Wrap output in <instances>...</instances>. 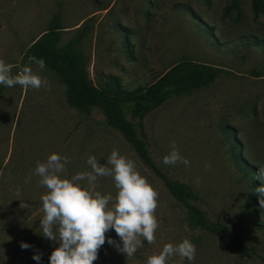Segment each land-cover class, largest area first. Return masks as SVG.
Segmentation results:
<instances>
[{
    "label": "rangeland",
    "instance_id": "1",
    "mask_svg": "<svg viewBox=\"0 0 264 264\" xmlns=\"http://www.w3.org/2000/svg\"><path fill=\"white\" fill-rule=\"evenodd\" d=\"M229 4L230 0H0V59L13 66V75L30 66L51 84V91L0 85V264H49L59 247L40 234V197L46 189L33 174L37 161L53 153L68 156L71 162L64 175L70 178L89 170V156L106 164L114 149L133 160L159 193V228L156 243L145 241L133 257L120 251L122 242L109 230L93 264H145L165 244L177 245L185 238L197 252L194 261L183 264H264V208L250 197L255 183L261 185L255 174L264 166V18L253 17L248 0L236 9H228ZM56 25L59 46L74 43L96 87L116 77L127 90L146 88L183 61L221 70L213 83L169 99L143 124L160 170L192 186L208 218L224 225L229 237L248 244L256 253L253 260L231 253L215 236L189 230L182 205L104 117L70 106L54 72L23 62L26 50ZM172 141L190 166L162 163ZM240 159L250 167V176L238 165ZM206 162L211 165L207 171ZM96 190L116 192L110 178H99ZM21 242L31 247L22 249ZM38 253L39 262L32 258ZM179 259L171 257L168 264H179Z\"/></svg>",
    "mask_w": 264,
    "mask_h": 264
},
{
    "label": "clouds",
    "instance_id": "2",
    "mask_svg": "<svg viewBox=\"0 0 264 264\" xmlns=\"http://www.w3.org/2000/svg\"><path fill=\"white\" fill-rule=\"evenodd\" d=\"M37 65L43 71L46 67L43 59L29 57V64ZM13 66L0 59V85L15 87L19 85L25 91L44 88L51 91L50 82L24 66L15 75ZM68 156L53 153L44 162L37 161L33 174L38 176L39 186L46 189L40 199L42 217L41 235L59 244L49 257V264H93L98 259V252L106 242V233L114 230L123 247L120 251L127 257H133L138 249L156 243L159 222L156 210L159 207V193L137 170L133 160L121 155L114 149L106 164H100L95 156L86 160L89 170L77 172L70 178L65 177ZM165 166H190V161L183 157L175 141L170 144V151L162 158ZM205 170L211 165L204 164ZM99 178H110L116 189L112 193L101 194L97 191ZM255 179L261 182L255 188L258 202L264 208V166L258 168ZM86 182V187L84 183ZM195 183H202L199 177ZM107 243L113 244L111 239ZM22 249L30 245L21 242ZM196 246L187 238L177 245L165 244L159 254L149 256L145 264H168L171 257L178 256L179 264L185 260L191 262L196 257ZM40 261L42 253L32 257Z\"/></svg>",
    "mask_w": 264,
    "mask_h": 264
},
{
    "label": "trees",
    "instance_id": "3",
    "mask_svg": "<svg viewBox=\"0 0 264 264\" xmlns=\"http://www.w3.org/2000/svg\"><path fill=\"white\" fill-rule=\"evenodd\" d=\"M242 0H230L228 9H236ZM254 18H264V0H248ZM60 28L52 26L25 52L23 62L29 57L45 61L46 68L54 72L66 88V101L84 114L97 112L105 119L106 125L118 132L133 150L136 157L161 180L170 196L185 209V222L192 232L202 231L217 237L225 249L247 260H253L256 253L240 238L229 237L224 225L211 221L199 207L200 197L189 184L171 179L163 173L154 161L148 147L144 128V118L169 99L186 94L194 89L214 82L220 69L183 61L160 76L146 88L125 89L116 77H109L102 87L94 86L88 80L86 66L71 41L59 46ZM34 64V63H33ZM130 117V119L128 118ZM136 120L134 124L132 120ZM238 165L244 167L246 175L252 171L243 160ZM262 185L255 183L254 187ZM255 188L250 194L258 201Z\"/></svg>",
    "mask_w": 264,
    "mask_h": 264
}]
</instances>
